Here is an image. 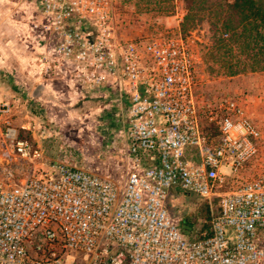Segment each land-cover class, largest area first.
Here are the masks:
<instances>
[{"label":"built area","instance_id":"2783aa9c","mask_svg":"<svg viewBox=\"0 0 264 264\" xmlns=\"http://www.w3.org/2000/svg\"><path fill=\"white\" fill-rule=\"evenodd\" d=\"M31 1L32 32L48 47L41 64L82 87H120L130 170L118 186L64 162L35 166L40 150L13 124L14 105L0 101V264H264V173L223 191L224 169L245 168L261 131L235 98L202 115L188 40L118 39L110 0ZM202 116L216 129L205 152ZM175 190L207 201L209 228L195 217L193 236L182 233L168 203Z\"/></svg>","mask_w":264,"mask_h":264},{"label":"crops","instance_id":"0c3cea01","mask_svg":"<svg viewBox=\"0 0 264 264\" xmlns=\"http://www.w3.org/2000/svg\"><path fill=\"white\" fill-rule=\"evenodd\" d=\"M5 10L8 35L0 36V73L12 82L0 81V101H9L15 108L18 101H28L25 117L42 115V125L44 117L55 122V127L45 125L42 133H33V144L42 154L34 165L53 170L54 163L64 162L122 186L130 170V157L126 103L120 87L90 89L72 83L67 74L47 69L40 55L43 60L47 44L40 46L31 27L35 5L31 0H15ZM20 111L21 106L15 113ZM68 120L76 126L70 134L61 131ZM24 124L23 128L31 129Z\"/></svg>","mask_w":264,"mask_h":264},{"label":"rangeland","instance_id":"374dc122","mask_svg":"<svg viewBox=\"0 0 264 264\" xmlns=\"http://www.w3.org/2000/svg\"><path fill=\"white\" fill-rule=\"evenodd\" d=\"M15 0H0V36L6 37V18L8 11L6 5H11ZM111 22L118 39L129 41L133 39H150L161 37L167 33L181 35L188 40L194 49L196 57V98L201 112L206 108L214 107L221 99L235 98L246 107L248 116L261 131V138L257 143L256 156L247 163L238 174H231L228 169L227 184L223 191L235 190L246 181L264 173V45L260 41L258 45L252 43L246 47L242 41L218 43L209 20L182 29L181 23L185 16L183 0H110ZM0 81L10 84L12 81L4 73H0ZM28 101L23 104L17 102L15 111L22 107V111L16 114L14 111L13 124L18 128L20 135L27 138L33 144V133H42V126L55 127V122H50L42 115L29 114L26 116ZM23 113V114H22ZM203 118L204 130L208 141L203 152L211 145L214 131ZM25 123V124H24ZM29 125L30 130L22 126ZM57 125V130L59 129ZM61 131L70 134L76 128L70 120L63 122ZM75 126V127H74ZM196 155V156H195ZM201 153L193 148H188L186 157L191 160L200 159ZM20 169L23 173L31 170L26 162H21ZM4 163L0 149V166ZM170 213L175 221L180 224L182 219L201 214L206 208L207 201L194 194L184 191H172L169 199ZM218 208V201L213 202ZM209 206V205H208ZM82 257L79 261H82ZM82 264L81 262H79Z\"/></svg>","mask_w":264,"mask_h":264},{"label":"trees","instance_id":"16d2710c","mask_svg":"<svg viewBox=\"0 0 264 264\" xmlns=\"http://www.w3.org/2000/svg\"><path fill=\"white\" fill-rule=\"evenodd\" d=\"M183 4L186 13L182 29L208 19L215 36H218V43L230 41V38L231 43L242 41L246 47L252 43L258 45L260 41L264 45V0H183ZM210 127L216 134V129L212 125ZM195 217H204L207 221L205 226L209 228L207 204L204 212ZM179 228L186 237L195 233V224L190 217L182 219Z\"/></svg>","mask_w":264,"mask_h":264}]
</instances>
